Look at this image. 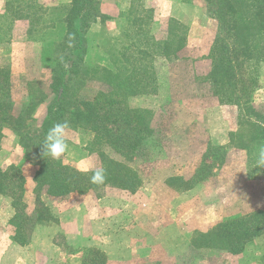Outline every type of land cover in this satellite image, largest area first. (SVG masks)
<instances>
[{
    "label": "rangeland",
    "instance_id": "1",
    "mask_svg": "<svg viewBox=\"0 0 264 264\" xmlns=\"http://www.w3.org/2000/svg\"><path fill=\"white\" fill-rule=\"evenodd\" d=\"M8 1H15V6L30 5V10H25L30 17L12 20L5 12ZM177 1L192 6L185 22L179 21L187 27V42L176 58L156 57L152 61L139 62V56L129 49L125 55L131 53L132 58L127 62L118 57L134 41L133 30L137 25L132 24L133 16L141 14L145 19L148 9L153 11L152 29L148 27L151 35L156 40L165 38L169 18L164 12H158L155 1L107 0V8L113 3L124 7L116 17L117 24L106 29L105 22L97 19L86 33L87 73L99 67L111 68L108 57L113 55L120 77L157 81L156 94L127 97L121 102L130 109L146 112V117L148 112L150 117L152 134L141 146V151H137V157L128 162L131 167L140 169L144 195L134 199L129 191L105 188L74 194L64 202H53L36 192L34 181L45 135L54 121L52 119L48 130L43 129L45 107L53 97L49 64L54 63L58 55L55 44L62 36L59 32L62 28L57 31L45 26L63 27L62 20L71 0H0V66L10 70L11 97L15 110L22 115L20 124L10 123L3 129L0 168L17 165L25 178L26 195L19 229L27 241L22 247L10 241L15 234L11 224L15 213L10 199L0 195V264H81L85 249H98L104 255L100 263L154 264L158 257L149 255L148 250L140 251L129 261V247L147 245V248L157 249L163 244L160 250L164 255L160 257L165 256L167 264H264V234L250 240L239 253L204 246L200 237L225 220L264 211V167L257 165L255 151L258 152V147L253 148L251 142L253 132L261 125L239 106L221 103L210 94L209 84L201 83L210 68L206 57L219 32L217 21L208 15L204 0ZM257 70V87L251 101L258 113L264 115V62L258 64ZM72 87L76 93L70 95L71 91H66V97L73 109L81 108L82 103L91 100L97 92L107 90L96 80ZM64 117L57 120L68 121V115ZM120 125L121 121L111 126L114 132L124 134V129L117 130ZM66 140L69 149L61 158L80 171L101 166L99 150L108 157L124 160L104 144L94 145L91 152L89 144L93 133L88 128L70 125ZM145 146L147 154L143 158ZM208 147L215 148L219 161L209 158L213 153H207ZM249 170L251 177H248ZM174 190L179 192L178 197H174ZM92 202H98L101 210L111 208V212L103 211L98 221L101 228L96 231L105 233L100 237L99 248L72 249L60 233L52 243L54 247L40 244L49 224L60 229L62 213L69 212L72 205L78 207L77 204L90 205ZM136 204L140 206L138 211L134 210ZM140 213L142 216H136L137 219L129 218V215ZM173 215L176 220L172 219ZM157 218L166 222V241L163 237L157 240L153 234H147L155 231ZM210 223L207 232L196 231ZM129 224L133 225L132 230ZM236 247L233 244L230 249Z\"/></svg>",
    "mask_w": 264,
    "mask_h": 264
},
{
    "label": "trees",
    "instance_id": "2",
    "mask_svg": "<svg viewBox=\"0 0 264 264\" xmlns=\"http://www.w3.org/2000/svg\"><path fill=\"white\" fill-rule=\"evenodd\" d=\"M204 1L208 15L217 21L219 32L206 57L210 61V68L201 83L209 84L210 94L221 103L237 105L245 113L252 114L258 119L261 126L256 127L251 142L253 148H259L264 145V115L258 113L251 97L257 87L258 64L264 62V0ZM6 4L5 12L12 20L30 17L25 11L27 8L30 10V5L15 6V1H8ZM96 5V0H71L68 13L62 20L65 27L54 24L45 26L46 29L57 31L62 28V31H59L62 36L55 44L58 55L54 63L49 64L52 71L50 90L53 97L46 105L47 113L42 127L48 130L52 119L53 126L59 122L57 119H65L64 116L68 115L67 122L72 128L85 127L92 131L93 140L89 144L91 152L94 151V145L104 144L124 160L118 161L100 150L97 151L100 167L106 171V181L102 185H94L90 182V176L95 169L80 171L65 163L62 158L52 159L41 154L39 168L34 178L36 192L43 193L51 201H63L74 194L98 192L105 188L134 192L143 183L140 169L131 167L128 162L137 157V151H141V146L152 134L153 130L149 126L150 117L148 112L146 117V112L130 109L121 105V102L127 97L156 94L157 81L120 77L113 55L108 57L111 68L99 67L87 73L86 68H89L85 63L87 30L97 19L103 20V23L109 19L108 16L99 13ZM147 12L149 14L145 19L141 14L133 16L132 24L137 25L133 30L134 41L129 43L128 48H124L123 53L118 54L121 60L127 62L132 58L131 53L129 56L125 55L127 49L129 52L134 50L139 56L137 59L139 62L152 61L156 57L168 60L176 58L186 46L187 27L174 18H169L166 22L165 38L156 40L148 28L152 29L153 11L148 9ZM10 76V70L0 66V141L3 129L8 124L14 122L20 124L22 120V115L15 110V103L11 97ZM89 80L101 82L107 90L97 92L91 100L84 101L81 108L73 109L66 97V91L70 90L69 94L72 95L76 93L72 86L78 88ZM120 121L122 125L117 130L124 129L126 131L124 134L114 132L112 127ZM145 148L146 146L142 150L143 158L147 154ZM208 150L207 153H213L209 158L219 161V155L214 153L215 148L208 147ZM255 154L258 152L255 151ZM205 159L207 160L208 156ZM251 176L249 170L248 177ZM0 195L10 199L15 213L11 221L15 227L12 241L24 246L27 241L20 235L19 227L22 223L20 212L24 207L26 193L25 178L19 166L11 164L0 168ZM262 234L264 211L257 210L242 217L225 220L200 237L203 244L205 243L204 246L239 253L250 240ZM233 244L238 248L231 250ZM100 259H104V255L98 249H85L81 264H105L100 263ZM262 261L264 263V256Z\"/></svg>",
    "mask_w": 264,
    "mask_h": 264
},
{
    "label": "crops",
    "instance_id": "3",
    "mask_svg": "<svg viewBox=\"0 0 264 264\" xmlns=\"http://www.w3.org/2000/svg\"><path fill=\"white\" fill-rule=\"evenodd\" d=\"M96 1L98 4L99 13L109 17V19H107L104 23L105 28L107 29L108 27H112L113 24H117L116 17H119V13L124 9L123 5H121L119 3H113V5H111L110 8H107L106 7L107 6L106 5L107 0L106 1L105 0H96ZM149 1L157 2L156 7H157V10L159 13L164 12L168 16V18H174L180 22H185V20L187 19L186 18L187 13L189 12V9L192 6V4L191 5L190 4H184V3L177 1V0H149ZM129 2H130V0H129ZM44 117H46V113H45ZM165 187H166V184H165ZM141 189H142V187L139 189V191H136V192H130L129 191V196H131V198L135 199V198H137V195H138V197L144 195L143 190H141ZM188 192H191V190ZM173 193H174V197L179 196V192H176L174 190ZM134 199H132V200H134ZM64 201H66V200H63L61 202H64ZM53 202H55V201H53ZM92 203L90 205L89 204L88 205L77 204L78 207H76V205H74V206L72 205V207H71L73 209L72 211L70 208L69 212L62 213V215H61L62 220H61L60 229L54 228L53 225L49 224V226L47 227L48 229L46 231L45 237L41 241L40 244H42V245L51 244V246L54 247L52 243H53L55 237L57 236V234L60 233L64 236L66 244H68L70 246V248H72V249L79 250V249H82L85 247H91V246H95V247L99 248L100 237H101V235H103L105 233L103 231H96V229L101 228V224H99L98 221H101L102 214H104V212H106V213L108 211L111 212V208L110 207H107V208L104 207V209L101 210L102 207L99 205L98 202H94L93 204ZM10 205H11V203H10ZM109 206H111V203H109ZM11 208H12V206H11ZM130 208H132V206H130ZM139 208H140V206H138V205L136 206L135 209L133 207V209L134 210L137 209V211L139 210ZM141 214L142 213H140L138 215L132 214V215H129V218L134 217V219H137L136 216H142ZM73 215H74V217H73ZM175 217H176V215H173L172 219L176 220L177 217L176 218ZM129 220H132V219H129ZM157 220H158V223H157V227H156L155 231L149 232L147 234H149V235L153 234V236H156L157 240H159V239H161V237H163V240L166 241V237H165V233H166V224L165 223L166 222L165 221L163 222L162 219L159 220L158 218H157ZM131 222H132V224H135V223H133V220ZM211 225H212V223L208 224L206 227L198 228L196 231L200 232V233L207 232L209 226H211ZM132 228H133V225L129 224V229L132 230ZM162 229H163V231H162ZM150 236H152V235H150ZM10 241H12V237H11ZM12 242H13L14 246L22 247L21 245L15 243L14 241H12ZM164 245L165 244L158 246L157 249L153 248V247L147 248L148 247L147 245L146 246L143 245V246H141V248H138L137 246H131V247H129V261L131 259L135 258L134 257L135 254H138L140 251L144 252L145 250H148L149 255L158 257V259H156L157 261L154 264H167L165 256L160 257V256L164 255L163 254L164 251L160 250V247L163 248ZM171 250H172V248L169 250V252Z\"/></svg>",
    "mask_w": 264,
    "mask_h": 264
},
{
    "label": "clouds",
    "instance_id": "4",
    "mask_svg": "<svg viewBox=\"0 0 264 264\" xmlns=\"http://www.w3.org/2000/svg\"><path fill=\"white\" fill-rule=\"evenodd\" d=\"M70 129V124L67 121L55 123L46 133L42 146L43 156L51 157L52 159H60L64 156L69 144L66 140V135ZM257 165L264 167V145L259 146L257 155ZM106 181V171L102 167L96 168L90 176V182L94 185H102Z\"/></svg>",
    "mask_w": 264,
    "mask_h": 264
}]
</instances>
